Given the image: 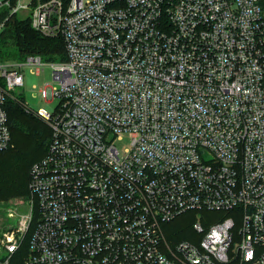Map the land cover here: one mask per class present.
I'll return each instance as SVG.
<instances>
[{
  "label": "built area",
  "instance_id": "built-area-1",
  "mask_svg": "<svg viewBox=\"0 0 264 264\" xmlns=\"http://www.w3.org/2000/svg\"><path fill=\"white\" fill-rule=\"evenodd\" d=\"M2 8L29 10L34 29L63 38L67 61L0 60V152L26 67H49L41 93L59 100L35 112L52 141L31 169L28 211L7 209L0 264H264V0ZM198 212L228 218L171 240L167 227Z\"/></svg>",
  "mask_w": 264,
  "mask_h": 264
},
{
  "label": "trees",
  "instance_id": "trees-1",
  "mask_svg": "<svg viewBox=\"0 0 264 264\" xmlns=\"http://www.w3.org/2000/svg\"><path fill=\"white\" fill-rule=\"evenodd\" d=\"M10 1L12 4L17 2ZM9 13L8 8L0 10V24L6 21L0 33L1 61L22 62L30 56H40L46 62L67 61L62 37H45L33 28L31 17L21 20L17 15ZM6 108L15 148L0 152V203L18 196L30 199L31 169L46 156L53 135L50 126H45L38 118L23 110L19 103L9 99ZM35 130H38L35 137L38 139L27 148V140L34 138ZM6 185L15 187L20 194L9 193ZM187 238L181 240H189Z\"/></svg>",
  "mask_w": 264,
  "mask_h": 264
},
{
  "label": "rangeland",
  "instance_id": "rangeland-1",
  "mask_svg": "<svg viewBox=\"0 0 264 264\" xmlns=\"http://www.w3.org/2000/svg\"><path fill=\"white\" fill-rule=\"evenodd\" d=\"M5 1V0H0ZM31 0H20V2L24 5H29ZM18 18L21 20L28 19L29 17V10H22L18 13ZM24 75H25V86L17 88L14 92L11 93L8 100H13L16 103H19L21 108L23 110L27 111L25 105L28 106L33 112L31 115L38 118L45 126L49 127V123L45 121L44 119L40 118L35 112H37L39 109L43 108L46 109L48 112L54 114L58 107H59V100H54L53 102H48L45 97L42 96L41 90L46 85H51L53 83V76L52 71L49 67L45 68L44 71L37 73L35 71V74H32L30 72V68L26 67L24 69ZM33 86H36L37 89L33 88ZM26 114H28L26 112ZM30 115V114H28ZM39 127V131H40ZM36 133H38V130L33 131L34 138L28 139V145L27 148L31 147L34 142L38 139L36 137ZM131 143V133H124L122 134V140L115 139L114 144L117 146V148L120 151H123L126 149ZM15 148V142L12 140V144L9 147V149ZM9 188V189H8ZM8 189L9 193L13 194H20L18 190L15 187H9L6 185V190ZM29 202V198L27 197H14L12 199L2 201L0 203V232L6 231L7 228L11 227L13 225V221L7 217L8 210L13 207H18L21 213H26L28 211L27 204ZM8 209V210H7ZM225 218H228V215H226L223 212H198V213H190L187 215H184L177 219L172 225L167 227L166 233L169 235L171 240H181L183 238H187L189 240H196L199 237L197 235H194L193 233V226L196 223H199L202 225L205 229L209 228L213 224H216L217 222H220L224 220ZM236 222L239 224L241 222L240 218H236ZM187 233V235H186ZM25 251L22 255H25Z\"/></svg>",
  "mask_w": 264,
  "mask_h": 264
}]
</instances>
